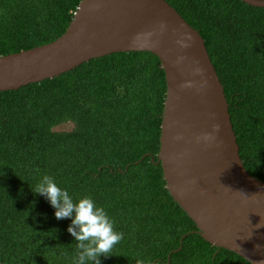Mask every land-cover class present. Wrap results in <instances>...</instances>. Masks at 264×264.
<instances>
[{"label": "trees", "instance_id": "1", "mask_svg": "<svg viewBox=\"0 0 264 264\" xmlns=\"http://www.w3.org/2000/svg\"><path fill=\"white\" fill-rule=\"evenodd\" d=\"M80 1L0 0V56L61 36ZM166 1L203 37L242 163L264 181V7ZM165 97L161 62L148 51L111 53L0 92V264H74L71 218L57 220L32 191L44 175L74 202L92 198L123 233L100 264H250L203 238L171 196L157 163Z\"/></svg>", "mask_w": 264, "mask_h": 264}, {"label": "water", "instance_id": "2", "mask_svg": "<svg viewBox=\"0 0 264 264\" xmlns=\"http://www.w3.org/2000/svg\"><path fill=\"white\" fill-rule=\"evenodd\" d=\"M242 1L264 7V0ZM128 51L151 52L164 71L157 163L174 201L203 238L261 264L264 181L242 163L229 104L203 37L166 0H81L61 36L0 56V92ZM205 135L211 138L202 139Z\"/></svg>", "mask_w": 264, "mask_h": 264}, {"label": "clouds", "instance_id": "3", "mask_svg": "<svg viewBox=\"0 0 264 264\" xmlns=\"http://www.w3.org/2000/svg\"><path fill=\"white\" fill-rule=\"evenodd\" d=\"M214 131H219V125L214 126ZM210 138V135L202 137L204 140ZM32 191L50 203L55 209L57 220L71 218L67 231L74 237L78 249L74 264H88L89 261L91 264H100L99 257L111 255L112 249L123 240V233L114 230V221L92 198L83 197L74 202L68 191L61 189L48 175H44ZM262 226L258 224V227Z\"/></svg>", "mask_w": 264, "mask_h": 264}, {"label": "rangeland", "instance_id": "4", "mask_svg": "<svg viewBox=\"0 0 264 264\" xmlns=\"http://www.w3.org/2000/svg\"><path fill=\"white\" fill-rule=\"evenodd\" d=\"M72 127H73V124L69 122V123H64L56 127L55 130H70L72 129Z\"/></svg>", "mask_w": 264, "mask_h": 264}]
</instances>
